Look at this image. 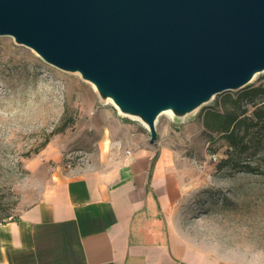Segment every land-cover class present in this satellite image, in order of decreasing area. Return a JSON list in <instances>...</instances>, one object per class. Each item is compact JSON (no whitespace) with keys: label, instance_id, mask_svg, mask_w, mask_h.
Here are the masks:
<instances>
[{"label":"rangeland","instance_id":"obj_1","mask_svg":"<svg viewBox=\"0 0 264 264\" xmlns=\"http://www.w3.org/2000/svg\"><path fill=\"white\" fill-rule=\"evenodd\" d=\"M259 86L264 72L227 93L236 98ZM223 95L181 120L160 115L154 144L170 147L181 164L180 209L195 221L198 242L229 259L264 264V120L248 131L243 146L230 147L204 125L207 113L221 110ZM241 105L248 114L253 110L245 100ZM110 116L143 128L101 102L78 74L0 36V221L15 218L55 179L85 169L104 128L113 126Z\"/></svg>","mask_w":264,"mask_h":264},{"label":"water","instance_id":"obj_2","mask_svg":"<svg viewBox=\"0 0 264 264\" xmlns=\"http://www.w3.org/2000/svg\"><path fill=\"white\" fill-rule=\"evenodd\" d=\"M0 36L78 74L157 139L264 72V0H0Z\"/></svg>","mask_w":264,"mask_h":264},{"label":"crops","instance_id":"obj_3","mask_svg":"<svg viewBox=\"0 0 264 264\" xmlns=\"http://www.w3.org/2000/svg\"><path fill=\"white\" fill-rule=\"evenodd\" d=\"M110 120L85 169L0 221V264H258L198 242L180 209L174 151L149 143L144 127Z\"/></svg>","mask_w":264,"mask_h":264},{"label":"trees","instance_id":"obj_4","mask_svg":"<svg viewBox=\"0 0 264 264\" xmlns=\"http://www.w3.org/2000/svg\"><path fill=\"white\" fill-rule=\"evenodd\" d=\"M258 101L255 102V99ZM249 103L253 110L248 114L242 102ZM264 120V87H253L242 96L233 98L231 93L222 96L220 111L207 113L204 125L212 132L221 133L232 148L243 146L248 131ZM245 144V143H244Z\"/></svg>","mask_w":264,"mask_h":264},{"label":"bare ground","instance_id":"obj_5","mask_svg":"<svg viewBox=\"0 0 264 264\" xmlns=\"http://www.w3.org/2000/svg\"><path fill=\"white\" fill-rule=\"evenodd\" d=\"M109 103H110V102H109ZM161 115H168V116H171L169 112H165V113H163V114H161Z\"/></svg>","mask_w":264,"mask_h":264}]
</instances>
